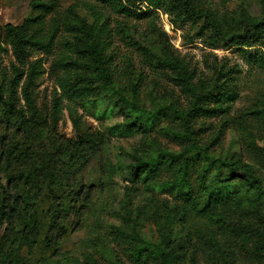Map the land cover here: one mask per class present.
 <instances>
[{"label": "rangeland", "instance_id": "rangeland-1", "mask_svg": "<svg viewBox=\"0 0 264 264\" xmlns=\"http://www.w3.org/2000/svg\"><path fill=\"white\" fill-rule=\"evenodd\" d=\"M201 2L204 11L216 12L227 21L264 18V0ZM84 5V0H0V88L8 92L14 66L25 73V80L28 70L38 63L33 90L36 116L24 111L27 106L21 90L17 110L24 111L25 122L20 115L6 116L0 107V155H6L0 161V185L7 187L9 170L30 174L32 183L20 185L17 192L24 197L26 207L37 210L43 224L69 198L68 208L62 213L65 220L60 222L68 229V235L57 248L47 247L44 240L39 245L32 235L21 241V230L26 231L29 226V214L25 213L14 226L0 227V264H161L131 262L127 255L130 241L119 230L141 241L162 243L172 264H264V203L257 206L250 196L219 211L225 218L221 226L217 220L215 225L198 220L180 222L181 209L175 205L181 202L163 191H158L152 200L141 192L143 197L137 199L135 209L128 205L125 189L131 188L130 167L136 165L137 158L163 152L181 153L192 145L163 131L168 128L181 132L172 119L161 120L147 135L131 134L135 128L128 126L123 117L114 115L119 112L120 103H114L111 94L102 91V97L110 101L97 109L106 110L105 114L98 117L79 114L82 131L93 143L72 147L71 141L77 135L66 109L54 124L53 101L61 96L55 63L62 54L72 55L71 45H79L71 29L80 21L87 25L94 23ZM154 23L155 26L141 22L131 33L133 40L147 47V52H137L133 61L134 72L142 75L144 85L136 103L154 111L171 104L189 109L191 102L177 80V69L154 71L146 65L147 60H152L149 50L157 58L171 57L185 66L197 89L211 84L209 80L215 79L219 72L230 70L231 76L237 78L239 100L225 116L195 119L190 125L193 139L207 147L213 158L248 165L264 179V70L246 64L233 49L226 50L219 44L209 46V42L198 39L196 28L190 24L178 29L169 16L161 13ZM6 25L47 39L58 28L55 41L60 42L51 55L33 54L22 69L13 56L11 39L4 31ZM114 42L119 69H125L123 57L132 53V48L123 37H115ZM117 83V88H124L119 79ZM114 104V116L106 115ZM10 153L14 154L11 157L14 163L8 156ZM8 162L13 164L12 169L7 170ZM210 226L219 234L218 242L211 239L207 230ZM256 234L262 239L257 240Z\"/></svg>", "mask_w": 264, "mask_h": 264}, {"label": "trees", "instance_id": "trees-1", "mask_svg": "<svg viewBox=\"0 0 264 264\" xmlns=\"http://www.w3.org/2000/svg\"><path fill=\"white\" fill-rule=\"evenodd\" d=\"M84 3V8L90 12L94 23L87 25L80 21L76 28L71 29L79 45L78 47L71 45L72 55L62 54L55 63L59 70L57 84L61 96L53 101L52 118L55 124L62 110L68 111L77 135L76 143L71 141L72 147L77 145L85 147L93 143L82 131V116L79 114L90 113L96 117L99 114L104 115L106 110H98L97 107L104 106L103 102L110 101L102 97L101 92L106 91L111 94L114 103H120L118 113H115L114 104L106 115L111 116L115 113V116L127 120L128 126L135 128L131 134L139 132L147 135L161 120L172 119L180 127L181 132H173L168 128L163 131L171 132L172 137L186 139L192 143L181 153L163 152L156 156L137 158L136 165L130 167L128 182L131 188L125 189L128 205L133 209L137 199L143 197L141 192H145L147 194L145 197L152 200L158 191H163L175 195L181 202L175 205L181 209L180 222L192 223L198 220L215 225L214 222L217 220L221 226L224 225L221 220L225 219L218 214L221 209L247 200V196H250L251 202L257 206L264 203V179L248 165L238 166L213 158L207 147L195 142L194 131L190 126L200 117L216 118L229 113L240 98L237 78L231 76L230 70L219 72L215 79L209 80L211 84H204L197 89L192 85V76L187 73L185 66L171 57L157 58L153 51L149 50L152 60L144 54L149 59L146 65L154 71L160 68L177 69L179 74L177 80L190 95L191 102L189 109L171 104L148 111L136 103L144 85L141 83L142 75L137 74V77L134 72L136 66L133 63L136 53L147 52V47H141L133 40L131 34L141 22L147 21L155 26L154 21L161 13L169 16L176 28L180 29L190 24L196 28L198 39L204 40L205 43L209 42V46L219 44L226 50L233 49L240 53L246 64L264 70V18L227 21L216 12L204 11L201 0H84ZM32 5L38 6L34 3ZM53 23L55 24V21ZM114 28L117 29V33L114 32ZM4 31L11 39L13 56L22 69L33 54L37 52L51 55L60 42L55 41L58 28L49 39L35 34L28 35L21 28L12 25H6ZM115 37H123L132 48V53L123 57L125 69H119L118 60L115 58ZM37 64L34 63L28 70L25 80V73L14 66V78L9 83L8 92L0 88V107L6 116L17 118L20 115L23 122L26 119L24 111L36 116L33 90L38 75ZM118 79L124 88H117ZM97 83L100 84L99 87L95 86ZM19 90L27 106V110L24 111L17 110ZM262 110L264 116V107ZM5 156L0 155V161ZM8 156L11 159L14 154L10 153ZM11 161L14 163V159ZM12 163L8 162L7 170L12 169ZM14 171L9 170L11 176L7 187L0 185L2 190L0 227L14 226L25 213H28L29 226H26V231L21 230V241H26L28 236L32 235L39 245H42L44 240L47 247L57 248L60 241L68 235V229L60 222L65 220L62 213L68 208L69 198H66L59 210L49 216L50 219L45 218L46 223L43 224L37 210L26 207L24 197L17 192L20 185L29 186L28 184L32 183L31 175L28 176L25 172L16 174ZM207 230L211 239L218 242L219 239L216 237L219 234L214 232L211 226L207 227ZM118 233L130 241L127 255L131 262L172 264L162 243L157 245L141 241L137 236L131 237L121 230ZM256 237L257 240L262 239L259 234H256Z\"/></svg>", "mask_w": 264, "mask_h": 264}]
</instances>
